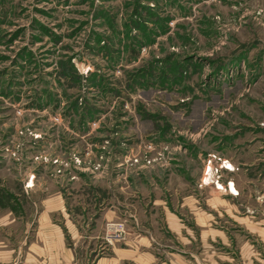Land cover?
Wrapping results in <instances>:
<instances>
[{"label":"rangeland","instance_id":"1","mask_svg":"<svg viewBox=\"0 0 264 264\" xmlns=\"http://www.w3.org/2000/svg\"><path fill=\"white\" fill-rule=\"evenodd\" d=\"M214 196L264 203V0H0V217L17 235L53 207L75 264L130 236L175 249L167 212L197 231Z\"/></svg>","mask_w":264,"mask_h":264},{"label":"crops","instance_id":"2","mask_svg":"<svg viewBox=\"0 0 264 264\" xmlns=\"http://www.w3.org/2000/svg\"><path fill=\"white\" fill-rule=\"evenodd\" d=\"M234 182L238 191V179ZM263 204H229L224 196H214L209 206L215 213L199 212L197 231L190 230L175 212L169 211L167 223L175 238V249L164 245L157 252L152 249L150 236H130L125 242H116L127 246L114 242L113 254L99 258L96 264H264ZM244 207L249 209L245 214ZM53 212V207L45 210L33 236L31 226L24 235H17L19 217L1 216L0 264H75L76 256L67 243V225L53 222Z\"/></svg>","mask_w":264,"mask_h":264},{"label":"built area","instance_id":"3","mask_svg":"<svg viewBox=\"0 0 264 264\" xmlns=\"http://www.w3.org/2000/svg\"><path fill=\"white\" fill-rule=\"evenodd\" d=\"M225 163V162H224ZM223 163V164H224ZM225 166V168H228L229 169V171H234V170H236L235 168H233V169H230V167H227L226 165H224ZM222 168V167H221ZM208 170H210L211 172H213V167H209L208 168ZM207 172H209V171H207ZM231 183H234V182H232V181H229L228 182V188H229V191H231V189H230V184ZM234 185H235V183H234ZM231 193H232V191H231ZM233 194V193H232ZM115 224H117V225H114V224H111V227H112V230L115 232L114 234L115 235H111V238H115V237H118V238H121V239H124L125 238V228H124V225L123 224H121V223H115Z\"/></svg>","mask_w":264,"mask_h":264},{"label":"bare ground","instance_id":"4","mask_svg":"<svg viewBox=\"0 0 264 264\" xmlns=\"http://www.w3.org/2000/svg\"><path fill=\"white\" fill-rule=\"evenodd\" d=\"M229 167H230V169H233L234 168V165L231 164V163H229ZM205 181L211 182V172H210V170H209V173H207L206 176H205ZM218 186L220 187L219 189H223L225 191V189H226L225 186H221L220 183H218ZM230 189H231V191H232V193L234 195H238L239 194L238 191H237V189H236V187H235V185H234V183H231L230 184ZM227 191H229V188H227Z\"/></svg>","mask_w":264,"mask_h":264}]
</instances>
